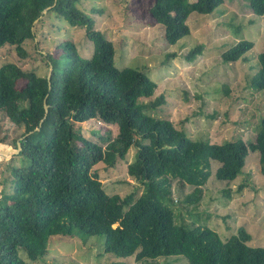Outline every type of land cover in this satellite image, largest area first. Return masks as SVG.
Here are the masks:
<instances>
[{
    "label": "trees",
    "instance_id": "1",
    "mask_svg": "<svg viewBox=\"0 0 264 264\" xmlns=\"http://www.w3.org/2000/svg\"><path fill=\"white\" fill-rule=\"evenodd\" d=\"M223 1L153 0L149 13L172 45L189 34L191 13L210 14ZM248 7L264 14V0H248ZM48 14L84 27L92 53L84 57L75 42L64 40L42 55L48 67L44 75L13 62L0 66V111L24 127L20 162L4 180L9 185L0 189V264H29L22 253L32 260L46 255L55 235L101 236L105 252L141 262L174 255L189 264H264V247L248 244L251 234L244 226L223 240L199 222V215L191 224L180 221L173 198L176 185L179 194L190 186L179 205L196 208L212 176V161L219 164L214 178L229 183L242 173L248 153L256 151L264 175V114L252 140L221 143L192 139L171 120L147 114L165 103L164 96L141 100L154 94L156 83L141 70L115 66L113 42L95 28L78 0H0V48L9 45L25 60V43L36 37V25ZM253 45L246 39L236 42L221 53L222 62L239 60ZM203 49L197 44L185 58L193 61ZM248 86L254 93L264 90V51L257 55ZM91 119L106 130L115 125L116 135L102 138L110 141L106 148L82 133L79 123ZM133 147L135 158L126 169L139 192L108 194L95 165L108 157V166H114ZM224 192L230 196V190Z\"/></svg>",
    "mask_w": 264,
    "mask_h": 264
},
{
    "label": "rangeland",
    "instance_id": "2",
    "mask_svg": "<svg viewBox=\"0 0 264 264\" xmlns=\"http://www.w3.org/2000/svg\"><path fill=\"white\" fill-rule=\"evenodd\" d=\"M152 3L153 0H78V6L93 18L95 28L113 42L115 66L141 70L156 83L154 94L141 100L148 102L164 96L165 103L145 110L147 114L171 120L192 139L213 143L237 138L252 140L259 117L264 114V90L254 93L248 79L255 72L258 53L264 51V14L255 15L248 0H224L210 14L191 13L187 20L189 34L170 45L163 39V27L154 23L149 13ZM48 15L36 25V37L25 43L28 57L18 59L13 47L6 45L0 48V66L13 62L44 75L48 67L42 55L64 40L75 42L82 56L91 55L93 43L86 37L84 27H72L56 15ZM243 39L254 43L244 59L223 63L221 53ZM197 44L204 45L202 53L188 61L185 55ZM103 125L95 119L79 123L86 137L107 147L110 141L103 142L102 138L112 139L117 129L108 125L106 130ZM93 131L98 138H94ZM23 132V126H15L0 111V139L6 150H16L15 140ZM19 151L20 148L0 159V189L10 179V168L17 166L18 159L20 162ZM135 154L133 147L125 160L114 166H108V157L95 165L108 194L123 197L139 192L137 181L126 169ZM258 157V152H249L242 173L229 183L214 178L219 164L212 161V176L204 185L196 208L179 205L192 187L186 186L179 194L176 185L173 198L179 206V220L191 224L199 215V222L215 230L223 240L244 226L251 234L248 244L264 247V175L260 173ZM240 185L243 188L238 190ZM227 189L229 197L224 192ZM103 243L101 236L84 240L80 236L55 235L49 240L46 255L32 260L22 253V258L29 264H189L184 256L174 255L147 262L135 261L132 256L118 257L105 252Z\"/></svg>",
    "mask_w": 264,
    "mask_h": 264
},
{
    "label": "water",
    "instance_id": "3",
    "mask_svg": "<svg viewBox=\"0 0 264 264\" xmlns=\"http://www.w3.org/2000/svg\"><path fill=\"white\" fill-rule=\"evenodd\" d=\"M47 9H48V8L42 10V13H45V12L47 11ZM37 20H38V19H37ZM37 20H35V22H37ZM50 70H51V68H50ZM48 76H49V74H48ZM44 108H45V110H47V108H48L47 104H44ZM36 129H38V128H36ZM21 139H22V138H19V139L17 140V146H18V148H17L16 150H9V151H6V153H7L8 156H10V155L15 154V153L18 152V150H19V148H20V140H21Z\"/></svg>",
    "mask_w": 264,
    "mask_h": 264
},
{
    "label": "bare ground",
    "instance_id": "4",
    "mask_svg": "<svg viewBox=\"0 0 264 264\" xmlns=\"http://www.w3.org/2000/svg\"><path fill=\"white\" fill-rule=\"evenodd\" d=\"M6 151H9V150H6V149H3V148H0V154L7 155Z\"/></svg>",
    "mask_w": 264,
    "mask_h": 264
},
{
    "label": "built area",
    "instance_id": "5",
    "mask_svg": "<svg viewBox=\"0 0 264 264\" xmlns=\"http://www.w3.org/2000/svg\"><path fill=\"white\" fill-rule=\"evenodd\" d=\"M98 123H100V125H101V124L103 125V123H102V122H100V121H98Z\"/></svg>",
    "mask_w": 264,
    "mask_h": 264
}]
</instances>
